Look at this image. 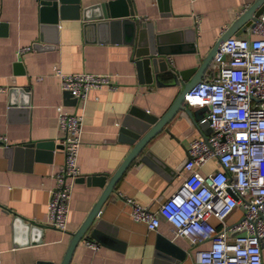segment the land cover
Returning a JSON list of instances; mask_svg holds the SVG:
<instances>
[{
	"label": "crops",
	"instance_id": "crops-1",
	"mask_svg": "<svg viewBox=\"0 0 264 264\" xmlns=\"http://www.w3.org/2000/svg\"><path fill=\"white\" fill-rule=\"evenodd\" d=\"M78 1L81 13L82 7L108 0ZM132 1L135 15L150 23L152 33L169 51L164 55L169 67L178 72L198 66L248 3L166 0L164 10L157 0ZM89 23L80 16L61 20L52 28L40 21L38 0H0V86L5 87L0 91V135L6 137L7 145L49 140L58 144L59 106L82 115L80 175L74 181L64 233L45 222L52 175L64 161L63 151L11 152L0 143V264L60 263L71 233L102 191L101 186L88 184L86 177L104 173L108 179L132 146L119 140L124 115L134 107L160 117L179 90L163 80L147 83L140 79L134 47L122 26L96 31ZM249 26L234 36L252 37ZM26 46L30 48L19 51ZM210 64L201 79L214 73L212 60ZM55 67L65 72L108 74L115 87L89 89L83 102L69 104L53 73ZM204 111V107L184 104L146 143L142 153L148 151L161 167L151 160L141 161L142 153L128 164L96 216L100 240H94L99 247L88 248L80 239L68 264H165L158 256L161 244H169L181 256L179 264H197L194 253L207 247V241L192 244L184 236H174L163 214L158 227L148 230L145 223L131 218L125 197L157 210L179 187L186 175L182 164L189 141L210 132ZM218 168L219 164L210 160L200 171ZM236 213L228 216L227 222ZM211 221L216 223L213 218Z\"/></svg>",
	"mask_w": 264,
	"mask_h": 264
},
{
	"label": "built area",
	"instance_id": "built-area-1",
	"mask_svg": "<svg viewBox=\"0 0 264 264\" xmlns=\"http://www.w3.org/2000/svg\"><path fill=\"white\" fill-rule=\"evenodd\" d=\"M247 31L253 36L223 40L212 58L214 73L184 95L185 105L205 108L210 132L189 141L182 183L157 210L125 197L131 218L148 230L158 227L163 214L174 236H184L192 244L207 241V247L194 253L197 264H264V14ZM53 73L61 91L82 102L89 89L115 87L108 74L65 72L60 67ZM62 106L56 120L64 161L52 175L45 222L64 233L74 181L80 175L82 115ZM0 143L7 145L4 135ZM210 160L219 168L202 173L201 167ZM83 244L93 250L99 247L91 238Z\"/></svg>",
	"mask_w": 264,
	"mask_h": 264
},
{
	"label": "water",
	"instance_id": "water-1",
	"mask_svg": "<svg viewBox=\"0 0 264 264\" xmlns=\"http://www.w3.org/2000/svg\"><path fill=\"white\" fill-rule=\"evenodd\" d=\"M162 3L164 10L167 9L166 0H157ZM40 21L52 28L58 26L61 20L81 18L89 21L96 31L104 29H117L120 25L127 40L134 47V56L136 57V68L140 79L144 82L151 83L153 80H163L165 84L178 86L174 99L167 110L157 117L144 109L132 107L124 115L119 128V140L131 144V148L122 162L106 179L104 173H95L86 177L88 184H94L102 187V191L92 205L90 211L78 226L71 233L65 253L58 264H68L74 248L80 239L89 237L100 240V228L95 221L102 203L112 191L116 181L121 176L128 164L139 154L142 153L146 143L157 134L162 127L172 118L173 114L184 103L185 93L195 85L202 77L205 69L211 65V60L219 46L229 36L238 35L239 30H244L247 26L252 25L260 14H264V0H248L247 5L237 15L235 20L219 35L214 44L202 59L201 63L188 71H174L169 67L168 60L164 55L168 54L163 46L159 36L153 34L149 22L143 21L144 16L135 15V8L132 0H108L101 3L91 4L82 7L80 13V4L78 0H38ZM64 100L67 103H74L68 92H63ZM208 124V121L206 120ZM207 134L203 135L204 137ZM9 151H29L37 154L40 149H62L60 143L55 144L53 140L29 143L22 146H5ZM140 160L149 162L152 160L150 153L144 151ZM158 162V161H157ZM184 162V161H183ZM161 167L160 163H156ZM34 227L33 224L30 225ZM158 256L163 258L165 264H179L182 259L176 254L169 244L157 246Z\"/></svg>",
	"mask_w": 264,
	"mask_h": 264
}]
</instances>
